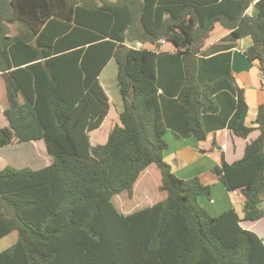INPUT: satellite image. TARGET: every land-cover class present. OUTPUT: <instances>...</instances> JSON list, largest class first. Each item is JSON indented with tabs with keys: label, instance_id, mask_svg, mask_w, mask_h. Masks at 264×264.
<instances>
[{
	"label": "trees",
	"instance_id": "obj_1",
	"mask_svg": "<svg viewBox=\"0 0 264 264\" xmlns=\"http://www.w3.org/2000/svg\"><path fill=\"white\" fill-rule=\"evenodd\" d=\"M215 26L229 32L227 49L249 37L243 54L264 75V0H0L8 123L0 148L42 140L52 159L39 170H0V239L17 232L0 264H264L263 240L240 226L264 218V103L255 127L248 125L237 87L233 113L214 123L242 139L259 132L239 160L222 156L212 168L243 197L240 213L212 216L198 203L210 186L197 176L177 178L163 156L174 127L165 121V97L171 109L175 97L184 101L187 135L205 139V120H218L204 74L222 62L202 58ZM161 40L173 51H162ZM111 60L122 110L106 142L92 144L90 132L110 108L99 75ZM150 165L164 197L123 214L113 198L132 197Z\"/></svg>",
	"mask_w": 264,
	"mask_h": 264
},
{
	"label": "crops",
	"instance_id": "obj_2",
	"mask_svg": "<svg viewBox=\"0 0 264 264\" xmlns=\"http://www.w3.org/2000/svg\"><path fill=\"white\" fill-rule=\"evenodd\" d=\"M252 11L253 5H251L249 9L250 13H252ZM228 34L229 32L223 29L221 26H215V28L207 38L205 47L203 49V51L208 52V56H202L203 59H214L222 62L220 66L216 67L215 69L213 68L214 73L207 71L204 74L205 78H207L208 80H212L210 82L211 84L209 85L210 87H208V91L213 93L210 100H212V105L216 109L215 114L219 116L218 120L214 119L211 122L210 119L205 120L204 130H209L206 138L199 140L192 134L187 135L188 132L186 131V128L183 127L184 121L180 118V116L182 115V111L181 109H179L181 103L183 104L184 101L182 102L175 97L174 100H176V102L174 103V108H172L173 110L169 106V104L171 103L169 101V97H165V99L161 102L162 110L165 114V121H169V123L171 121L174 124V127H172V129H168L164 135V140L167 143V148L163 154L164 160L170 165L172 172L177 178L186 180L197 176L203 184L210 186V196L207 198L209 202L204 199L206 197H199L198 203L212 216H218L219 214L232 208L240 213L243 205V197L237 192L228 191L225 186L218 180L216 175L212 173V168L220 165L222 156L224 160L229 164L239 160L243 156L246 144L254 140L259 134L257 130H254L246 139H242L233 135L226 128L220 129V127H216L214 123L218 122L219 124H223L224 120H227L233 113L234 100H236L234 90L237 87L243 91L246 103L248 105V125L255 127V125L252 124L251 121L255 119L258 106L264 103V86L260 81L259 66L255 62L247 61L246 57L243 54V51L252 44L251 41H248V39L250 38L245 37L243 39H239L233 43L232 48L227 49L225 46L231 44L226 40ZM161 50L164 52H172L173 48L170 45L166 44L161 47ZM227 56H230L229 69L226 68L225 63ZM198 57L200 58L201 56L197 55L196 58ZM204 65L205 64L202 65L203 68ZM104 69L99 75V82L109 97L110 108L108 113H110V96L106 91L107 89L104 87L101 79ZM115 102L116 105H114V107L116 110V116L118 118V114L122 110V102L121 100H116ZM4 109L5 107L1 108L2 114ZM107 117L108 115L104 119L103 123L105 122ZM7 126L8 123L6 119L3 118V123L0 125V127ZM99 129L90 132L91 143L92 135ZM175 134L178 136V138H176ZM33 142L40 143L43 141L39 140ZM46 157L47 159L43 162L42 167L32 170H39L49 166L52 163V159L49 157V155H46ZM148 170L149 167L141 173L138 181L134 185L132 199L134 198L135 190L138 189V184H140L142 175H147ZM155 202H153L152 205ZM122 208H126L123 209L124 212L125 210H128L127 212H129V209H127L126 206ZM134 210L135 209H131L130 212H133ZM263 221L264 218L253 222ZM251 222L252 221L240 222V226L244 229L255 231L254 233H256L264 243L263 235L260 230H255L245 225L246 223Z\"/></svg>",
	"mask_w": 264,
	"mask_h": 264
},
{
	"label": "rangeland",
	"instance_id": "obj_3",
	"mask_svg": "<svg viewBox=\"0 0 264 264\" xmlns=\"http://www.w3.org/2000/svg\"><path fill=\"white\" fill-rule=\"evenodd\" d=\"M248 41H251L248 39ZM166 45V44H165ZM117 77V66L114 60H111L102 74V83L107 89L111 100V110L108 113V117L105 122L101 125V128L92 135V144H103L106 142L107 135L110 129L119 123L116 116V110L114 105H116V100H121L118 86L116 82ZM116 99V100H115ZM5 99V84L3 78L0 76V125L3 123V114L1 113V108L6 107ZM97 141V142H95ZM45 146L43 142H18L16 139L12 141L11 144L0 148V170L5 166H11L16 169H35L40 168L43 162L47 159L45 152ZM157 170V171H156ZM156 171V173H155ZM148 176L142 175L140 184H138V189L134 192V198L129 197L126 193H122L118 197L113 198V203L116 208L122 213H131V209H141L144 207L151 206L153 202L161 200L164 194L160 190V174L158 169L154 165L149 166ZM145 176V178H144ZM145 190V191H144ZM144 191V194H143ZM148 194H147V193ZM148 195V197H147ZM206 199L208 202L209 200ZM127 207L128 210H124ZM245 225L255 229L260 230L264 239V221L263 222H251ZM250 231V230H249ZM255 232V231H252ZM17 232L13 231L10 234L2 237L0 239V252L5 251L12 247L16 241Z\"/></svg>",
	"mask_w": 264,
	"mask_h": 264
},
{
	"label": "built area",
	"instance_id": "obj_4",
	"mask_svg": "<svg viewBox=\"0 0 264 264\" xmlns=\"http://www.w3.org/2000/svg\"><path fill=\"white\" fill-rule=\"evenodd\" d=\"M160 44L165 45L166 43H165L164 40H161V41H160ZM135 47H137V48H142V47H143V44H141L140 42H137V43L135 44ZM260 81L262 82V84H264V75L261 74V73H260Z\"/></svg>",
	"mask_w": 264,
	"mask_h": 264
}]
</instances>
